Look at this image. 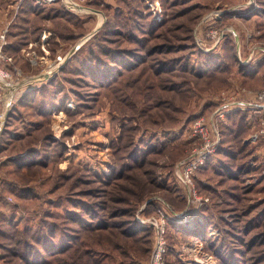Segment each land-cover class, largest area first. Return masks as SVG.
<instances>
[{"label":"rangeland","instance_id":"rangeland-1","mask_svg":"<svg viewBox=\"0 0 264 264\" xmlns=\"http://www.w3.org/2000/svg\"><path fill=\"white\" fill-rule=\"evenodd\" d=\"M19 2L0 0V66L11 72L0 87V244L45 218L75 237L48 245L45 262L69 263L65 249L85 244L91 264H150L164 216V264H264L256 118L228 114L194 177L204 204L174 173L198 143L197 115L263 86L264 0H57L34 14ZM114 182L126 202L107 201ZM124 220L137 227L131 258L109 251ZM11 258L0 247V264Z\"/></svg>","mask_w":264,"mask_h":264},{"label":"built area","instance_id":"built-area-1","mask_svg":"<svg viewBox=\"0 0 264 264\" xmlns=\"http://www.w3.org/2000/svg\"><path fill=\"white\" fill-rule=\"evenodd\" d=\"M25 0H20L22 3ZM35 4L43 5L50 4L57 0H32ZM66 2V0H62ZM19 5L17 7L20 6ZM64 4V3H63ZM5 31L0 35L2 42L4 41ZM44 35L41 36V40L44 41ZM1 46V45H0ZM28 56L32 51L26 52ZM30 55H29V54ZM31 55L35 61L37 56L34 52ZM36 58V59H35ZM262 79L264 81V70L262 72ZM11 72L4 66H0V87H11ZM264 83V82H263ZM247 111V117H255L257 120V129L254 137L261 136L264 139V84L263 86L251 93L247 98L227 97L221 100L214 111L208 116L197 115L191 123L192 137L198 141L193 145L190 151L175 164L174 173L176 180L181 183L190 194V196L199 202V205L204 204L207 201V197L199 195L194 183V177L200 169H202L211 156L217 151L222 142V130L221 127L225 124L229 113L236 111ZM5 111L0 107V129L4 122ZM164 219L161 220L160 229L158 230L156 244L154 246L150 264H164V255L166 253L167 242L164 233Z\"/></svg>","mask_w":264,"mask_h":264},{"label":"trees","instance_id":"trees-1","mask_svg":"<svg viewBox=\"0 0 264 264\" xmlns=\"http://www.w3.org/2000/svg\"><path fill=\"white\" fill-rule=\"evenodd\" d=\"M55 2L57 3V1ZM55 2H52L50 4H53ZM24 3L25 4H23V8L27 6L26 10L31 11L32 12L31 14H34V12L38 13V10H40L41 8L50 6L48 4L38 5V4H35L32 0H29V1L25 0ZM211 65L214 68L222 66L221 63L218 64V62L216 63L214 62V60ZM209 161H207V164ZM33 163L35 162L33 161ZM121 177L122 176H120L119 179H121ZM112 185L113 186L109 191L107 201L111 200V202L113 203H117L121 201L126 202L127 199H124V198L120 199V197L116 195V193L120 192L119 190H121L119 186L116 184V182L112 183ZM124 190L127 191L126 189ZM113 214H114L113 216L120 215V213L119 214L113 213ZM123 222H125V220L115 223L117 226H122L123 231L121 230L117 231V234L121 238V242L119 238H115L114 239L115 243L111 246L112 249L111 250L109 249V251L111 252L115 251L120 256H123L125 258H131L130 252L135 251V248H134L135 240L125 241V238H127L128 235L132 236L133 232H135L134 230H137L136 229L137 227L133 223H130V225H128V223L126 222L123 223ZM7 224L8 223H5L3 226L0 225V233L3 231L6 232ZM35 225L37 228H34V229H30L29 227H22L20 229L14 230L17 234H15V237H13V239H10L11 247L9 249H6L7 245L4 247L3 245L0 244L1 248L3 247L5 250H8L9 254L12 255V258L9 261L6 260V264H10V263L13 264L14 261L16 262V264H40V263L41 264L43 263L52 264L53 262H56V264H72V259L74 260L73 262H75V264H78L80 260H82V264H85V262H89V264H91L92 262L97 263L94 261L90 262V259H91L90 255L94 253H93V250L88 245H85V244L83 245L84 247L82 249L80 247L70 249V246L68 247V249H70L71 251L68 249H65L68 252V253L66 252L65 253L67 255V260H70L69 263H67V261L63 257L58 258L57 256L59 255L58 253L52 254L53 256L50 257L51 259H47L45 262L42 255L44 251H46V248L48 251L50 250L48 245L55 246L57 245L58 240L59 241L65 240L69 236H72L69 238V240L71 239L74 240L75 237H73V235H68L66 231L62 233L61 231H63L64 229H61V226L55 221L51 222V221H47V219L45 218H41L36 222ZM126 226H130V227H127V229H124ZM15 228H18V227H15ZM103 229L109 230L108 228H106V225L103 226ZM58 230L60 231L59 234H58ZM57 234H58V237H57ZM260 234H263L261 237H264V231L260 232ZM139 239H142V235L137 236L136 241H138ZM15 246L17 248H20L19 252L16 251ZM147 250H148V247L144 249V251H147ZM214 251L218 252L217 254L219 256L222 255L220 251L217 250V248H214ZM62 258H63V261L59 260ZM58 261L60 262L58 263Z\"/></svg>","mask_w":264,"mask_h":264},{"label":"crops","instance_id":"crops-1","mask_svg":"<svg viewBox=\"0 0 264 264\" xmlns=\"http://www.w3.org/2000/svg\"><path fill=\"white\" fill-rule=\"evenodd\" d=\"M23 6V5H22Z\"/></svg>","mask_w":264,"mask_h":264}]
</instances>
